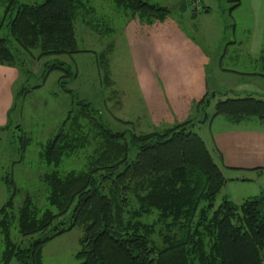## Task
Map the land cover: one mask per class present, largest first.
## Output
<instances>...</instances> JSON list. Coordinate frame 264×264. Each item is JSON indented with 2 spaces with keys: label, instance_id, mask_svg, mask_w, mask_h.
<instances>
[{
  "label": "trees",
  "instance_id": "1",
  "mask_svg": "<svg viewBox=\"0 0 264 264\" xmlns=\"http://www.w3.org/2000/svg\"><path fill=\"white\" fill-rule=\"evenodd\" d=\"M190 1L183 0L184 5ZM109 2L147 25L169 15L167 7L151 0ZM87 5L88 0H0V65L21 71L22 55L31 50L38 51L37 59L81 52L73 24L80 11L88 12ZM64 65L53 62L44 72L62 70L70 80L72 72L63 70ZM65 80L58 85L73 107L38 156L46 167L39 177L45 207L25 197L15 218L17 190L12 178H2L8 197L0 208V264H43L42 246L74 227L81 229L74 255L78 264H264V193L238 205L223 196L215 204L225 179L192 131L205 121L214 93H205L193 105L203 112L201 120L187 118L146 133L113 131L90 103L65 89ZM15 100L14 95L0 131L10 126ZM217 115L231 124L264 123V99L225 97L214 104L210 118ZM17 138L24 152L28 138L22 133ZM79 154L83 157L77 168L59 171ZM13 220L19 236L27 238L23 246L10 239Z\"/></svg>",
  "mask_w": 264,
  "mask_h": 264
},
{
  "label": "rangeland",
  "instance_id": "2",
  "mask_svg": "<svg viewBox=\"0 0 264 264\" xmlns=\"http://www.w3.org/2000/svg\"><path fill=\"white\" fill-rule=\"evenodd\" d=\"M181 2L151 0V3L167 7L169 15L165 19L174 21L212 59L205 69L206 93H214V96L205 108V121L195 124L192 131L203 139L213 162L225 179L214 203L217 204L224 196L238 205L245 198L264 193V142L263 147L254 149L253 156L247 161L244 154L240 156L232 148L233 145L230 146L234 141L227 137L229 131L224 130L231 123L222 115L210 117L214 104L225 97L249 95L264 99V82L255 75L263 73L261 65L248 62L251 57L247 52L251 31L257 30L255 40L261 33L260 46L264 54V10L254 0H199V8L193 9V13L188 4L182 9ZM236 3L238 5L234 6ZM202 7L207 12L202 11ZM86 10V13L79 12L73 24L76 46L81 52L38 59L37 50L22 55L24 63L21 71L17 70V80L12 88L16 103L9 115L10 126L0 131V208L8 197L2 178L9 176L17 190L13 198L15 218V211L25 197L38 208L45 207L44 187L39 177L44 174L46 167L38 158L39 151L56 132L67 110L73 107L69 95L58 85L59 79H66L65 89L71 90L78 99L87 101L100 112L104 124L111 130L124 129L139 133L153 130L140 103L130 57L122 38V29L128 16L114 10L109 0H88ZM57 61L66 64L61 66L63 70L72 72L70 80L63 76L62 70L44 72L46 66ZM223 93L224 96H220ZM193 110H190L192 115L188 113L187 117L201 120L203 112ZM250 121L234 125H242L241 128L247 127L249 131L256 128L259 129L258 135H264V123ZM164 126V123L159 124L158 130L164 129ZM21 133L23 138H28L24 152L18 149L17 137ZM81 157L83 155L79 154L68 165L63 162L59 171L64 173L69 167L77 168L81 164ZM15 226V220L11 221L8 229L10 239L12 243L23 246L27 238L19 236ZM80 237L81 229L74 227L46 242L41 251L42 263L78 264L74 255L80 248ZM2 250L0 238V253ZM9 264L17 263L11 260Z\"/></svg>",
  "mask_w": 264,
  "mask_h": 264
},
{
  "label": "crops",
  "instance_id": "3",
  "mask_svg": "<svg viewBox=\"0 0 264 264\" xmlns=\"http://www.w3.org/2000/svg\"><path fill=\"white\" fill-rule=\"evenodd\" d=\"M254 1L264 10L263 0ZM257 35V30L251 31L247 49L251 61L249 59L248 62L261 65L263 73L255 75L264 82L261 33L255 40ZM122 38L130 57L140 103L150 127L158 130L161 123H164V127H169L170 124L188 118V113L192 115L190 110H193L194 102L205 95L208 87L205 69L211 63L210 56L205 51L203 53L169 18L147 25L128 17L122 29ZM17 76L15 68L0 65V127L6 123ZM241 126L231 124L224 131H229L226 135L234 141L230 146L233 145L232 148L240 156L244 154L248 161L255 148L263 147L264 135H258L259 129L249 131L247 127Z\"/></svg>",
  "mask_w": 264,
  "mask_h": 264
},
{
  "label": "built area",
  "instance_id": "4",
  "mask_svg": "<svg viewBox=\"0 0 264 264\" xmlns=\"http://www.w3.org/2000/svg\"><path fill=\"white\" fill-rule=\"evenodd\" d=\"M199 4H200L199 0H192L189 2L191 9H198Z\"/></svg>",
  "mask_w": 264,
  "mask_h": 264
},
{
  "label": "water",
  "instance_id": "5",
  "mask_svg": "<svg viewBox=\"0 0 264 264\" xmlns=\"http://www.w3.org/2000/svg\"><path fill=\"white\" fill-rule=\"evenodd\" d=\"M180 7H181L182 9H184V8H185L184 2H181V5H180Z\"/></svg>",
  "mask_w": 264,
  "mask_h": 264
}]
</instances>
